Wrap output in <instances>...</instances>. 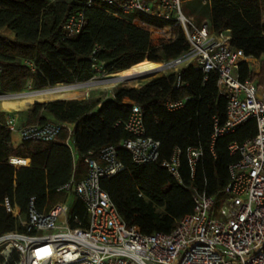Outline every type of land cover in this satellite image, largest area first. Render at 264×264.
<instances>
[{
	"label": "trees",
	"instance_id": "1",
	"mask_svg": "<svg viewBox=\"0 0 264 264\" xmlns=\"http://www.w3.org/2000/svg\"><path fill=\"white\" fill-rule=\"evenodd\" d=\"M212 2L217 11L213 16L215 31L224 29L216 18L227 24L232 7L238 8L244 19L240 30L248 33L232 35L230 45L246 55L258 59L263 56L264 22L256 21L264 0ZM81 11L84 27L77 36L68 37L64 23ZM114 12H118L116 7L88 5V0H0V92L85 82L96 74L94 62L107 72L124 71L141 65L145 58L170 61L190 47L183 33L172 42L154 44L150 33L131 23L130 16H116ZM259 64L255 70L244 60L238 73L240 80L251 79L264 91V60ZM179 76L181 83L177 86ZM218 77L217 71L206 74L194 64L183 65L139 86L118 84L112 96L56 99L22 111L25 124H65L54 142L22 140L16 145L7 127L12 112L0 108V235L26 231L6 209L5 197L22 215H27L31 200L39 211L68 202L70 194L59 188L73 175L77 179L85 177L88 153L94 151L99 159L100 150L108 145L116 146L125 168L112 177H103L101 186L122 218L147 234L170 233L184 215L194 211L197 193L221 195L230 180V165L240 157L229 146L257 133L256 119L250 118L234 131L213 138L216 122L222 125L227 119L228 99L219 90ZM132 103L142 107L147 135L160 143L158 159L147 164L133 161L130 151L122 146L131 137L125 123ZM169 103L181 105L170 109ZM69 126L73 128L71 144L67 142ZM175 149L181 151L179 177L164 165ZM189 149L201 151L193 166ZM10 156L29 158L30 164L15 167L9 163ZM77 200L71 214L85 226L86 208L80 198ZM71 226L77 223L71 222Z\"/></svg>",
	"mask_w": 264,
	"mask_h": 264
},
{
	"label": "built area",
	"instance_id": "2",
	"mask_svg": "<svg viewBox=\"0 0 264 264\" xmlns=\"http://www.w3.org/2000/svg\"><path fill=\"white\" fill-rule=\"evenodd\" d=\"M94 3L116 7V16H130L131 23L150 33L154 44L169 43L185 34L190 44L188 51L162 62L164 71L189 64L206 74L217 71L218 87L228 104L227 119L222 125L216 122L213 138L234 131L250 118L256 119L257 133L229 146L240 157L230 165V180L221 195L197 193L194 211L184 215L170 233L147 234L139 226L126 223L101 186L103 177H112L125 168L117 148L105 146L99 159L90 151L85 158L87 175L81 179L73 175L59 188L83 201L87 225L69 212L67 201L39 211L31 200L27 215H22L5 197L6 209L26 231L0 235V264H264V95L258 94L261 85L251 79L240 80L238 73L242 61H249L255 69L254 63L264 60V55L258 59L232 47L229 31H213L208 21L197 25L193 16L184 13L182 0H88V5ZM143 17L164 25L148 23ZM63 27L68 37L77 36L84 27V13L71 15ZM93 67L96 74L88 82H98L93 79L105 72L97 62ZM6 94L0 92V101L13 95ZM180 105L168 106L174 109ZM18 120V115L10 114L7 127L20 141L54 142L65 126L59 122L18 125ZM125 128L131 137L122 146L130 151L133 161L147 164L158 159L160 143L147 135L140 105L132 103ZM72 134L73 128L69 126V144ZM180 154L175 149L171 159L164 163L176 177ZM200 155L199 149H189V163L193 166ZM9 163L28 166L30 159L10 156ZM71 222L77 226L72 227Z\"/></svg>",
	"mask_w": 264,
	"mask_h": 264
},
{
	"label": "rangeland",
	"instance_id": "3",
	"mask_svg": "<svg viewBox=\"0 0 264 264\" xmlns=\"http://www.w3.org/2000/svg\"><path fill=\"white\" fill-rule=\"evenodd\" d=\"M189 5H191V4L190 3H182L183 11L187 15L189 14V11H188L190 9ZM238 11H239L238 8L232 7V10L229 12L231 15L229 17L230 19L227 22V24L225 23V21L223 22V20H221L223 23L220 20H218L219 17L216 18V20H217L216 23L217 24L220 23L221 27H223L226 30H229V33H230L231 36L235 35V34H247L248 33V32H243V31L240 30V29L244 28L243 27L244 19L241 17V15L239 14ZM263 14H264V7L260 10L259 20H257L256 22H258V21L261 22L264 19ZM195 22H196L197 25H200V21H199L198 18H196ZM156 37H158V36L154 35V38H156ZM144 63H148V59L147 58H145ZM259 63H260L259 61L254 63L255 70H257L259 68V65H260ZM121 72L122 71H117V72H107V71H105L104 73L98 75L97 78L93 79L94 81H98L95 84L78 87L76 89V91H78L77 97H75V98H65V99H81V98H87V97H89L91 95H93V96H99V95L105 96V95H109L118 84H124V85H129V86H139L142 82H144L146 80H149V78L148 79L138 78V79H131V80H127V81H114L113 80L114 77L120 75ZM163 72H165V71L162 70L157 75H160ZM74 83H80V82H74ZM71 84H73V83H71ZM59 85H67V84H59ZM68 85H70V84H68ZM56 86H58V85H56ZM56 86H53V87H56ZM45 88H51V87L49 86V87H45ZM45 88H42L41 90H43ZM31 90H36V89H28L27 88L26 90H23L22 92H28V91H31ZM258 94H259L260 97H263V95H264L263 86H262V89L259 90ZM50 100H52V99L44 98L41 102H46V101H50ZM33 105L34 104H32V105L30 104L27 107H23V106L19 105V106H16L14 108H10V107L8 108V107H4L2 105V102L0 101V108L1 109H5V110H8V111H18L20 113H23L22 111H24L25 109L32 108ZM75 157L76 158L78 157L77 154L75 155ZM77 201H78L77 197L75 195L71 194L70 197H69V201H68V204H69V207H70V211H69L70 213H71L75 203H77Z\"/></svg>",
	"mask_w": 264,
	"mask_h": 264
},
{
	"label": "bare ground",
	"instance_id": "4",
	"mask_svg": "<svg viewBox=\"0 0 264 264\" xmlns=\"http://www.w3.org/2000/svg\"><path fill=\"white\" fill-rule=\"evenodd\" d=\"M155 31L157 32V30ZM162 67H163L162 63L148 60V63H142L137 67H133L130 69L128 68L127 70L122 71L121 74L114 77L113 80L127 81L131 79L141 78L144 75H147L146 78H149L151 76L157 75ZM95 83L96 82H80V83H73L70 85H58L56 87L45 88L43 90H38L28 93L26 92L22 94H15L12 95L11 97H4L1 102L4 107L14 108L19 105L23 107H27L28 105L30 104L32 105L35 102H41L44 98H48V99L75 98L78 95V91H76L78 87L88 86Z\"/></svg>",
	"mask_w": 264,
	"mask_h": 264
},
{
	"label": "crops",
	"instance_id": "5",
	"mask_svg": "<svg viewBox=\"0 0 264 264\" xmlns=\"http://www.w3.org/2000/svg\"><path fill=\"white\" fill-rule=\"evenodd\" d=\"M260 2V0H259ZM182 3H190L191 5H189V14L190 16L194 17V20L196 21V18L199 19L200 24L208 21L211 25V28L213 31H215V26L213 25V16L215 14L216 11V7L213 6V2L212 0H182ZM264 4V2H263ZM264 7V5H263ZM192 9V10H191ZM187 15V14H186ZM264 22V19L261 21V23ZM229 31V30H227ZM114 90L109 94V95H113ZM108 96V95H106ZM27 110V109H25ZM12 114L11 115H18V125H23L26 123V115L25 113H20L18 111H11ZM14 143L17 145L18 143H20V138L19 136L16 134L12 136Z\"/></svg>",
	"mask_w": 264,
	"mask_h": 264
},
{
	"label": "water",
	"instance_id": "6",
	"mask_svg": "<svg viewBox=\"0 0 264 264\" xmlns=\"http://www.w3.org/2000/svg\"><path fill=\"white\" fill-rule=\"evenodd\" d=\"M162 66H163V63H162ZM164 69H165V67L163 66L162 68H161V70L160 71H164ZM146 76L147 75H144V76H142L141 78H143V79H148V78H146ZM156 75H154V76H151V77H149V79H151V78H153V77H155ZM158 76V75H157ZM85 82H88V81H85ZM68 85V84H67ZM38 90H41V89H36V90H33V91H38ZM33 91H28V92H33ZM27 92V93H28ZM22 93H26V92H14V93H7L6 95H10V94H13V95H15V94H22ZM58 99H65V98H58ZM52 100H56V99H52ZM35 103H38V102H35ZM34 103V104H35Z\"/></svg>",
	"mask_w": 264,
	"mask_h": 264
}]
</instances>
